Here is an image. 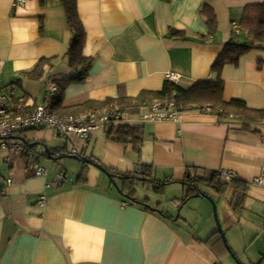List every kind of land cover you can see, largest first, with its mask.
I'll list each match as a JSON object with an SVG mask.
<instances>
[{
    "label": "crops",
    "instance_id": "1",
    "mask_svg": "<svg viewBox=\"0 0 264 264\" xmlns=\"http://www.w3.org/2000/svg\"><path fill=\"white\" fill-rule=\"evenodd\" d=\"M15 1L0 0V90L4 94L13 91L16 98L40 104L45 101L47 85L53 82L58 88L54 112L64 116L89 101L158 92L167 82L166 74L171 73L179 76L176 85L182 89L220 80L224 101L240 100L249 109L264 111V49L254 48L236 62L214 68L225 43L236 35L231 24L238 26V35L243 37L239 21L244 7L264 0H75L84 32L81 54L92 59L80 81L78 71L69 66L67 52L74 32L61 1ZM209 12L217 22L212 35L207 26ZM42 60L40 79L22 75ZM24 81L41 82L44 89L26 84L27 91L14 90V86L20 90ZM59 100L68 114L58 112ZM148 106L134 114L137 120L133 124L128 121L131 115L124 120L142 127L138 152L131 145L108 140L106 126L99 128L101 134L97 129L84 139L95 141L88 155L73 144L48 148L43 139L59 138L49 130H27L35 133L31 141L25 137L27 131L21 137L49 149L52 158L43 147H30L37 162L40 157L57 161L79 154L119 174L150 166L151 179L165 183L161 191L181 187L180 191L175 188L179 195L173 205L184 204L186 186L182 183L186 178L198 188L197 179L213 175L225 181L221 174L229 172L239 185L238 191L228 187L223 194L231 193V212L246 209L264 218V185L252 184L264 166V125L240 130L236 121L219 123L207 113L180 112L177 106L176 123L141 120ZM70 136L61 138L70 143ZM59 150H75V154L57 158L54 152ZM7 156L0 153V180L4 182L0 190V264H223L225 253L219 245L206 243L218 233L207 212H202L205 222L198 228L190 212L174 218L172 204L161 206V202L154 204L136 194L138 202L123 197L89 165L80 162L82 168L77 167L75 178L68 179L64 173L65 180L56 183L47 170L45 176L35 177L25 156ZM82 171L85 177L78 179ZM139 183L153 189L152 183ZM234 192L243 195L241 207L232 204ZM42 197L43 205L39 203ZM143 201L149 208L140 203ZM231 218V213L224 212L222 223L231 227Z\"/></svg>",
    "mask_w": 264,
    "mask_h": 264
},
{
    "label": "trees",
    "instance_id": "2",
    "mask_svg": "<svg viewBox=\"0 0 264 264\" xmlns=\"http://www.w3.org/2000/svg\"><path fill=\"white\" fill-rule=\"evenodd\" d=\"M60 1L65 9L69 26L74 32V38L67 52L69 56V66L78 71L77 80H84L91 67L92 59L84 57L81 54L84 32L76 15L75 0ZM207 26L209 28V34L212 35L216 33L217 22L215 15L211 12L208 13ZM239 27L244 33L243 37L234 34L231 39L225 43L223 52L217 58L214 68L225 62H236L241 54L254 48L264 49V3L246 5L239 21ZM176 35L182 34L177 32ZM241 37L243 39H240ZM43 66L44 62L42 60L31 71L23 72L22 75L38 80L42 76ZM168 100H174L180 112H204L216 118L219 123L229 124L232 121H236L241 127L240 130H248V128L257 124L264 125V111L249 109L246 104L240 100H230L228 102L223 100V82L220 80L198 82L189 89H182L175 83L167 81L162 90L158 92H143L135 98L106 99L102 102L89 101L77 106L70 111V113L75 114L91 109L108 110L111 113L109 116L110 123L105 127L107 139L124 146L131 145L138 152L143 142L142 127L124 123V120L127 119L129 115L137 114L141 108H145L155 101ZM57 109L60 114H68V112L61 109V100L57 103ZM56 153H59V155L56 156L57 158L64 157L68 154L59 150L54 152V156ZM93 162L99 164L97 161ZM84 166L86 167V165ZM102 167L115 177L119 193L133 202H138L134 198L137 182L152 183L153 189L158 192H160L165 185V183L156 182L151 179L150 166H142L139 171L133 174H119L104 166ZM84 175L85 171H82L78 179H84ZM201 181L202 183L209 184V187L212 186L214 191L221 195L224 194L225 189L228 187L233 188L235 191H238L239 187L235 178L229 181H221L212 175L207 178H199L196 180L197 183ZM182 184L186 186L184 200L186 201L191 194H194L192 188L196 185L190 181L189 177L186 178ZM242 200L243 195L234 192V197L232 198L234 207H241ZM140 203L148 207L146 201ZM215 242L222 251L226 253L227 250L225 245L217 232L206 241V243L213 245Z\"/></svg>",
    "mask_w": 264,
    "mask_h": 264
},
{
    "label": "built area",
    "instance_id": "3",
    "mask_svg": "<svg viewBox=\"0 0 264 264\" xmlns=\"http://www.w3.org/2000/svg\"><path fill=\"white\" fill-rule=\"evenodd\" d=\"M174 1V0H171ZM24 0H16L14 4H22ZM235 33L238 34V26L231 24ZM178 75L166 74V80L171 83H177ZM46 98L43 103L31 104L22 98H16L12 91L4 94L0 90V153L8 154L7 158L25 156L32 165L33 175L35 177L45 176L47 171L41 168L37 163V158L31 148L19 141L22 133L27 130H49L55 136L67 137L74 135L79 139H88L93 131L100 127L107 126L110 113L106 109H91L77 114L60 116L54 112L55 102L58 98V88L50 82L46 88ZM179 112L174 100L154 102L148 106V110L140 115L141 120L145 121H171L178 122ZM68 154L74 155L75 150ZM59 153L55 154V157ZM226 181L234 179V175L229 172L221 174ZM65 180V174L61 171L54 173V181L62 183ZM11 183V180H7ZM256 186L264 185V166L259 176L252 180ZM39 203H45L44 197L40 198ZM123 206L126 204L123 203Z\"/></svg>",
    "mask_w": 264,
    "mask_h": 264
},
{
    "label": "rangeland",
    "instance_id": "4",
    "mask_svg": "<svg viewBox=\"0 0 264 264\" xmlns=\"http://www.w3.org/2000/svg\"><path fill=\"white\" fill-rule=\"evenodd\" d=\"M26 84H35V86L39 85L41 86V89H44V84L41 82L24 81L20 90L17 86H14V90H18L19 93H23L24 91H27L25 89ZM130 117L132 118H129L128 121L130 124H133V121L137 120V116L131 115ZM97 132L101 134L100 129L97 130ZM95 134L96 133L93 132L91 133L92 136ZM34 136L35 133L33 132L27 131L25 133V137L28 141H31ZM69 140L70 143L64 138L51 136V138L47 139L46 141L44 139L42 141H44L46 146L51 149L61 148L66 145L67 147H70L73 144L79 151H87V155L90 153L89 151H91L95 142L93 139H78L73 135L69 137ZM36 151L40 153L41 147H38ZM37 163L41 168L47 170L48 174L52 178L54 177V173L56 171H61L67 174L68 179H73L79 174L77 167L79 166L82 168V164L80 162L68 158H62L55 161L40 157ZM89 169H91L92 172H95V174H101L108 184H111L106 175L103 174L99 169L93 166H89ZM197 185L198 190L208 195L212 201L200 197L188 198L186 201H184L185 199L183 200V205L181 203L178 205H173V199L179 195L181 187H172L171 190L169 189L168 191H161V193H158L150 188L149 185L142 186V184L138 182L136 186V195L142 199L148 198L154 204L161 202V206H164L166 203L167 206L172 204L171 207L175 209L174 218H179L186 212H190L191 218L198 228H202L205 222L202 212H207L211 215V219L216 227L213 217L214 203L217 219L224 234L226 244L231 251L230 253L228 251H226V253L224 252L225 254H223V256L225 259L223 258V264H264V218L257 212H249L246 209L242 210L241 212H234V216L230 207L231 193L228 192L225 195L219 196L214 191H212L211 188L204 187L200 183ZM112 188H115L114 190L116 192L118 191L114 185ZM175 188H179V191H177ZM192 195L193 194H191V196ZM247 204L251 205V202H248ZM224 212H226L227 215H230V213L232 214V218L229 221V223H233L231 227L222 223V215Z\"/></svg>",
    "mask_w": 264,
    "mask_h": 264
},
{
    "label": "water",
    "instance_id": "5",
    "mask_svg": "<svg viewBox=\"0 0 264 264\" xmlns=\"http://www.w3.org/2000/svg\"><path fill=\"white\" fill-rule=\"evenodd\" d=\"M17 139H18L19 141H21L22 143L28 145V146L31 147V148H34V147H37V146H41V147H43V148H44V152H45V154L47 155V157H48V158H52L49 149H48L45 145H43V144H41V143H28V142H27L24 138H22V137H18ZM70 157H71L72 159H75V160H77V161L83 163V164H86V165H89V166H93V167L99 169L103 174L106 175V177L109 179L110 183H111L112 185H114V186L117 188V190H118V186H117V184H116V182H115V177H114L112 174H110L108 171H106L102 166H100V165L97 164V163H94L92 160H90V159H88V158H85V157H83V156H81V155H79V154L74 155V156H67L66 158H70ZM3 186H4V182L0 180V190L3 188ZM192 189L194 190V194H193L192 196H190L189 198H198V197H200V198H205V199H208V200L212 201V199H211L210 197H208V195H206V194L202 193L201 191H199L198 188H197L196 186H194ZM213 217H214V220H215V223H216L217 231H218L219 235H220L221 238H222V241H223V243H224V245H225V248H226V250L230 253L231 251H230L228 245L226 244V240H225V238H224V234H223V232H222V229H221L220 223H219V221H218V219H217L216 208H215L214 203H213Z\"/></svg>",
    "mask_w": 264,
    "mask_h": 264
}]
</instances>
